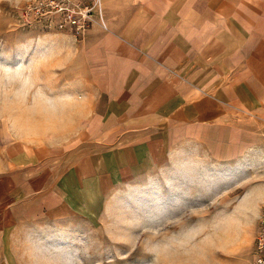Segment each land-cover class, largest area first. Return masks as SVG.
Returning <instances> with one entry per match:
<instances>
[{
	"label": "rangeland",
	"instance_id": "rangeland-1",
	"mask_svg": "<svg viewBox=\"0 0 264 264\" xmlns=\"http://www.w3.org/2000/svg\"><path fill=\"white\" fill-rule=\"evenodd\" d=\"M130 2L0 0V164L28 196L36 175L59 174L55 198L1 200L0 264H257L264 120L224 147L171 131L167 161L148 174L98 175L123 143L108 133L127 126L105 122L109 103L125 93L135 106L138 93L115 33L130 25L120 10Z\"/></svg>",
	"mask_w": 264,
	"mask_h": 264
},
{
	"label": "crops",
	"instance_id": "crops-1",
	"mask_svg": "<svg viewBox=\"0 0 264 264\" xmlns=\"http://www.w3.org/2000/svg\"><path fill=\"white\" fill-rule=\"evenodd\" d=\"M127 9L130 25L115 33L122 58L133 66L132 93H138L129 95L139 104L120 102L125 93L110 101L105 122L127 126L108 133L123 143L106 152L105 163L101 157L98 175L124 181L148 174L167 161L172 148L164 137L171 131L195 132L209 148L215 140L224 147L232 144L230 134L250 133L252 117L264 120V0H131L121 3L120 10ZM11 167L0 164V202L55 198L57 165L36 175L35 197L28 196V183L15 181ZM75 175H65L68 187Z\"/></svg>",
	"mask_w": 264,
	"mask_h": 264
},
{
	"label": "built area",
	"instance_id": "built-area-1",
	"mask_svg": "<svg viewBox=\"0 0 264 264\" xmlns=\"http://www.w3.org/2000/svg\"><path fill=\"white\" fill-rule=\"evenodd\" d=\"M254 255L257 264H264V204L262 206L259 232L255 241Z\"/></svg>",
	"mask_w": 264,
	"mask_h": 264
}]
</instances>
